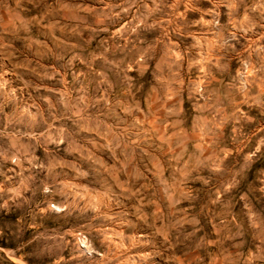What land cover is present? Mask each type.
<instances>
[{
	"label": "clouds",
	"instance_id": "9594fccd",
	"mask_svg": "<svg viewBox=\"0 0 264 264\" xmlns=\"http://www.w3.org/2000/svg\"><path fill=\"white\" fill-rule=\"evenodd\" d=\"M0 264H264V0H0Z\"/></svg>",
	"mask_w": 264,
	"mask_h": 264
}]
</instances>
